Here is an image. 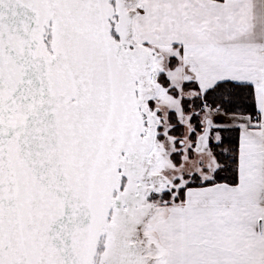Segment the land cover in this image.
Returning a JSON list of instances; mask_svg holds the SVG:
<instances>
[{
	"label": "water",
	"instance_id": "obj_1",
	"mask_svg": "<svg viewBox=\"0 0 264 264\" xmlns=\"http://www.w3.org/2000/svg\"><path fill=\"white\" fill-rule=\"evenodd\" d=\"M130 22L123 0H0V264H148Z\"/></svg>",
	"mask_w": 264,
	"mask_h": 264
},
{
	"label": "crops",
	"instance_id": "obj_2",
	"mask_svg": "<svg viewBox=\"0 0 264 264\" xmlns=\"http://www.w3.org/2000/svg\"><path fill=\"white\" fill-rule=\"evenodd\" d=\"M158 1L164 12L156 44L178 52L183 84L199 94L220 83L248 85L257 111L255 119L202 111L200 154L211 153L212 131H238L237 182L185 191L159 228L169 251L163 264H264V0H177L178 16L172 1Z\"/></svg>",
	"mask_w": 264,
	"mask_h": 264
},
{
	"label": "rangeland",
	"instance_id": "obj_3",
	"mask_svg": "<svg viewBox=\"0 0 264 264\" xmlns=\"http://www.w3.org/2000/svg\"><path fill=\"white\" fill-rule=\"evenodd\" d=\"M158 2L123 0V9L130 14L131 20L128 41L148 55L140 80L147 90L142 95L141 104L153 121L152 147L141 163L146 169L142 187L149 214L130 243L144 249V256L150 264H163L168 257L169 251L161 243L159 228L170 218L172 207L182 205L189 184L212 178L211 171L217 168L209 151L200 154L205 146L198 150L194 144L193 120L203 113L202 110L195 111V100L200 94L183 88L178 52L156 44L161 37L158 35L163 24L160 17L164 12ZM170 2L173 15L178 16V1ZM174 30H177L175 25L172 32ZM202 125L204 128L203 122ZM202 132L196 135L197 139Z\"/></svg>",
	"mask_w": 264,
	"mask_h": 264
},
{
	"label": "trees",
	"instance_id": "obj_4",
	"mask_svg": "<svg viewBox=\"0 0 264 264\" xmlns=\"http://www.w3.org/2000/svg\"><path fill=\"white\" fill-rule=\"evenodd\" d=\"M183 88L198 92L193 84L184 83ZM195 107L197 108L195 111L208 108L218 110L225 115L248 116L251 119H255L257 116L253 89L248 85L217 84L212 89L196 97ZM202 122V115L195 116L193 120L196 133L193 134L194 144L197 140L196 135L203 130ZM215 135H218L217 141L213 139ZM237 147L238 131L236 129L212 131L208 138V149L218 165L213 179L189 184L187 188L204 187L216 183L235 185L237 182Z\"/></svg>",
	"mask_w": 264,
	"mask_h": 264
}]
</instances>
